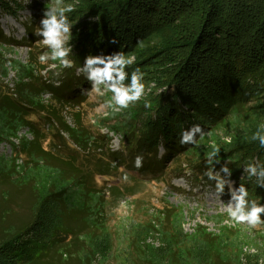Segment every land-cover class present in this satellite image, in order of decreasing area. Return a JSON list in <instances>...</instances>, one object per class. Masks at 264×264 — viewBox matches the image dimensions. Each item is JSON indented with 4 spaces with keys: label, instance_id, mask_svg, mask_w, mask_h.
<instances>
[{
    "label": "rangeland",
    "instance_id": "1",
    "mask_svg": "<svg viewBox=\"0 0 264 264\" xmlns=\"http://www.w3.org/2000/svg\"><path fill=\"white\" fill-rule=\"evenodd\" d=\"M2 1L8 3L9 12L0 11V33L4 36L3 40L8 42L0 39V63L1 59L5 62L6 72L5 76L0 75V90L10 89V95L5 98L23 111L22 114H26V122L25 125L14 122L5 115V122L0 126V247L7 240L14 241V234L21 232L34 220V210L38 208L41 199H53L52 196L55 198L57 193L74 186L68 178L75 170H82V157L105 160V154L110 152H120L127 156L126 151L131 148V141L108 128L125 127L128 121L131 122L133 113H139L149 98L147 92L140 101L119 112L102 108L110 94L97 97L95 94L83 93V90L90 89L91 85L77 73V68L83 63L75 62L71 57L72 53L69 56L75 65L72 68L64 69L58 66L49 69L48 64L42 65L37 59L47 50L40 43L42 38L36 36L35 32L50 0ZM87 1L65 0V3L76 5V10L67 14L73 25L70 44L77 38H74L78 34L75 32L77 28L79 31L81 29L79 15L83 13L84 3ZM190 6L189 3L188 8ZM11 12L15 13L10 14ZM87 20L93 21L90 18ZM182 20L174 11H169L159 27L164 29L167 26L180 25ZM31 23L32 27L29 25ZM165 32L167 31L161 34L156 31L153 38L159 40L160 35H166ZM74 44L75 41L71 47ZM150 44V41L142 42L135 48V53L139 57L140 54L152 53ZM160 53L151 54L148 60H154ZM51 63L56 62L50 61L49 64ZM134 66L142 68V65L134 63L129 69ZM156 67L157 65L152 66L150 70L156 73ZM129 69L127 71H130ZM262 70L263 72L256 71L259 72L255 76L258 82L249 81L248 77L243 78L244 75H241L243 82L236 83L239 87L235 92L242 86L246 88L243 83L247 80L250 85L246 93L245 99L248 103L245 109L264 110V67ZM142 72L145 73L143 82L146 86H151L152 73ZM31 73L36 87L45 82L48 88L42 95L31 99L33 102L38 100L44 105L55 106L54 111L50 108L43 111L38 108L30 109L25 100L19 99L12 92L17 78ZM66 79L67 89H59L55 93L64 99L63 103L59 104L62 107L60 111V106L56 103L58 99L49 91V85L60 87ZM160 91L161 89L157 92ZM1 96L4 95L0 94ZM27 101H30V98ZM56 108L61 112L58 113L61 114L64 124L70 130L77 131L72 133V136L79 140V143L83 142L81 147L73 143L58 122H52ZM105 112L108 113L107 116L104 115ZM55 119L57 121V117ZM251 119L244 117L240 122H251ZM93 120L96 121L95 124L92 123ZM228 123L233 125L232 122ZM256 123L259 125L258 130L264 125V119L261 118ZM232 128L238 131L237 126ZM249 128H254V125L249 124ZM251 129L239 131L238 137L251 139L257 131ZM216 132V135H208L206 139L204 137L200 140L194 150H206L212 143L217 145V141L221 146V142L226 140L224 137H227V130L218 129ZM230 132H234L233 129ZM157 150L159 157L163 154V149L158 146ZM193 160L194 156L187 152L179 157V166L174 161H167L161 173H129L136 179L125 183L119 176H95L92 186L88 189H92V192L85 196L81 211L73 209L67 212L68 207L72 205L66 207L64 200V203L60 204L50 203V199L48 204L51 216H48L46 225L42 226L44 234L38 230L37 233L40 234L35 237L37 242L34 249L27 248L25 251L21 247L24 238L15 240L13 245L0 248V264L14 257L15 264L25 258L27 253L32 254L33 259L28 263L20 261L18 264H80L76 255L82 254L83 250L88 251L89 264H138L140 259L149 260L152 264H173L177 261L182 264H208L210 256L214 253L223 259L228 258L231 264H258V261L264 258V225L258 229H249L246 225L226 223L227 214L221 201L226 203L229 199L227 188L225 194L220 197L221 201L218 200L213 195L214 182L203 175L206 170L194 164L186 167V164L193 163ZM243 167L239 172L231 174L230 179L235 182L234 186H237L239 180H249L246 175L240 179L244 175ZM109 188L112 189L111 192ZM127 188L128 192L123 190ZM116 190H121L122 195L117 196ZM79 193L81 190L75 186L70 188L66 197H70L69 200H72L74 205L81 206ZM81 220L86 225L82 224ZM198 226L203 227L204 231H200ZM64 227H67V231H61ZM56 231H61V234L67 237V241L59 243L60 250H56L57 244L50 241ZM32 241L30 240L31 243ZM245 247H255L258 250L257 255L245 253ZM215 264L222 263L216 261Z\"/></svg>",
    "mask_w": 264,
    "mask_h": 264
},
{
    "label": "trees",
    "instance_id": "2",
    "mask_svg": "<svg viewBox=\"0 0 264 264\" xmlns=\"http://www.w3.org/2000/svg\"><path fill=\"white\" fill-rule=\"evenodd\" d=\"M183 1L88 0L84 3L83 13L80 15L77 13L81 19L79 24L81 29L79 31L77 28L75 32L78 34L74 37L77 38L71 42L72 45L75 41L71 54L75 62L83 63L84 58L89 54L107 55L117 51H122L126 55L133 54L136 57L135 65H142L141 71L152 73V84L154 83L155 86L149 91V98L139 113H133L131 122L128 121L123 128L121 126H109L108 128L119 133L129 142L131 141V148L126 151L127 156H123L120 152H110L105 154L107 160L100 159L101 161L89 159L88 156L82 157L80 159L82 170L79 172L74 169L75 171L68 178L74 186L67 187V190L62 193H57L55 198L52 196L53 199L51 197L45 201L41 199L38 208L34 210V220L21 232L14 234L15 240L24 238V242L21 244L23 250L34 249L37 242L35 237L40 234L37 233L38 230L44 234L42 226L46 225L48 216H51L48 201L51 199L50 203L60 204L64 200L65 203H63L66 207L72 205L68 207L67 212L73 209L81 211L85 204V196L92 192V189H88L89 186H92L95 176H119L122 180L124 172L141 175L159 174L165 169L167 161H174L179 166L180 163L177 162L179 157L187 152L194 156V160L193 163L188 162L186 167L194 164L201 167L202 170H207L206 157L211 151V147H206V150H194L197 144L184 146L179 144L180 132L193 124H199L210 137L216 135L218 129L227 130L225 133L227 137L224 138H231V143L224 139L220 146V142L217 141V146L220 148L218 157L220 163L215 165L216 170L221 167L222 163H225L224 161L229 162L228 167L232 174L239 172L240 168L249 162L264 164V148L257 144L258 141L238 137L239 131L251 129L249 124L254 125L251 130L256 131L259 126L256 122L261 118L264 119V110L244 108L248 103L245 99L249 85L247 82L248 80L258 82L255 76L259 72L256 71L263 72L262 68L264 67V0ZM189 3L191 4L190 8H188ZM8 7V3L0 0V11L9 12ZM16 8L18 10V6ZM169 11H174V14L180 16L183 19L182 22L180 25L160 28V23L165 20ZM12 13L15 12L10 14ZM87 18L93 19V21L87 20ZM185 22L186 24H184ZM156 31H160L161 34L164 31L167 32L164 37L160 35L158 40L153 38ZM3 37V34L0 33L1 40ZM144 41H150V48L153 52L147 55L140 54L139 57L134 50ZM155 52L161 53L154 60H148V57ZM4 65L5 62L1 59L0 75L2 76L6 75ZM155 65H157L156 73L150 70ZM134 68H128L129 75ZM32 73L17 78L12 92L19 99L25 100L30 109L38 108L43 111L45 108H50L54 111L55 106L44 105L38 100H35L36 103L31 99L48 90L45 82L42 81L36 87ZM241 75H244L243 78L248 77L247 82L243 83L246 88L242 86L238 92H235L239 87L236 84L237 81L243 82ZM67 85V79L60 87L49 85V91L58 99L57 106H60L59 104H62L64 99L55 93L59 89H67ZM159 89H164V91L157 92ZM9 90L7 88L3 91L0 90V94L4 95L0 97V126L5 122V115L10 118L9 120L25 125L26 114H22L23 111L10 104V100L5 98L11 92ZM28 98L30 101H27ZM60 107L59 109L62 111V107ZM60 111L56 108V114L52 113L54 115L52 122H58L63 128V132L68 133L73 143L81 147L83 142L79 143V140L72 136V133L77 131L70 130L64 124L61 114L58 113ZM55 117H57V121ZM244 117L252 118L251 122H240ZM228 122H232L233 125ZM11 124L14 125L13 122ZM234 126L238 127V131L232 128ZM232 129L234 132L231 133ZM233 134L236 136L233 137ZM208 135L205 136V139ZM200 140L201 138L197 137V143ZM158 146L163 149V154L159 157H157ZM137 155L143 157V167L139 169L134 167V158ZM120 169H123V172ZM58 171L62 175L64 174L61 169ZM130 174L128 175L129 180L136 179ZM240 183H243L248 189L249 199H257L261 204H264V188L256 186L255 178L247 181L239 180L236 183L237 187ZM75 186L81 190L79 193L82 201L81 206L74 205L72 200H69L70 197H66L70 188ZM109 190L111 192L112 189L109 188ZM123 190L128 192V188ZM116 193L117 196L122 195L121 190H116ZM81 221L86 225L83 220ZM198 229L204 231L201 226H198ZM61 231H67V227ZM61 231H56L50 238L52 244H57L56 250H60L59 243L67 241V237L62 235ZM33 239L35 241H32ZM7 241L1 247L6 245L8 247L14 243V241ZM82 252V254L76 255L79 263L89 264L88 251L83 250ZM31 257L32 254L27 253L25 258L16 263L18 264L20 261L28 263L33 259ZM69 257L71 256L69 255ZM14 260L16 261L15 257L12 260L6 259L5 262L2 261V264H14ZM216 261L222 264H231L228 258L223 259L217 253L210 256L208 264H215ZM137 263L152 264L145 259H140ZM173 264L182 263L177 261Z\"/></svg>",
    "mask_w": 264,
    "mask_h": 264
},
{
    "label": "clouds",
    "instance_id": "3",
    "mask_svg": "<svg viewBox=\"0 0 264 264\" xmlns=\"http://www.w3.org/2000/svg\"><path fill=\"white\" fill-rule=\"evenodd\" d=\"M75 10L74 3H65V0H50L43 11L35 35L42 38L40 43L47 50L43 51L37 59L42 65L48 64L49 69H55L58 66L64 69L75 66L74 62L69 59L72 53L70 39L73 25L67 15ZM135 60L134 55H126L122 51L107 55H87L83 65L77 68V73L91 85L90 89H84L83 93L86 95L95 94L97 97H105L110 94L101 107L110 109L112 112L128 109L144 98L146 93L151 91V87L155 86L154 83L151 86H146L143 82L145 73L139 67L134 68L129 75L127 69L135 63ZM50 61L56 63L49 64ZM126 81L129 82L126 83ZM104 115L107 116L108 113L105 112ZM92 123L95 124L96 121L93 120ZM206 135L208 133L204 128L199 124H193L180 132L179 144L181 146L196 145L197 137L202 140ZM251 139L258 141L259 146L264 148V125L258 128ZM226 140L231 143V138H226ZM210 147L211 151L206 157L208 168L203 175L209 181L214 182L213 195L218 200L221 201L220 197L225 194L227 188L229 199L226 203L221 201L223 210L227 214L225 222L246 225L249 229L260 228L264 225V219H262L264 204H261L257 199H249V191L243 183H240L238 187L234 186L235 182L230 179L232 172L228 167V162L222 164L219 170H215V165L220 163L218 158L220 148L215 143H212ZM134 167L137 169L143 167L142 156L137 155L134 158ZM121 171L123 172V169ZM243 171L244 175L240 179H243L245 175L249 180L255 178L256 186L264 188V164L249 162L243 167ZM128 180V174L124 172L122 181L128 182ZM244 252L255 256L258 250L255 247H245ZM241 259L244 258L241 257ZM258 264H264V258H261Z\"/></svg>",
    "mask_w": 264,
    "mask_h": 264
},
{
    "label": "bare ground",
    "instance_id": "4",
    "mask_svg": "<svg viewBox=\"0 0 264 264\" xmlns=\"http://www.w3.org/2000/svg\"><path fill=\"white\" fill-rule=\"evenodd\" d=\"M31 27H32V23L31 24H29ZM27 27H28V25H27ZM27 31H28V29H27Z\"/></svg>",
    "mask_w": 264,
    "mask_h": 264
}]
</instances>
